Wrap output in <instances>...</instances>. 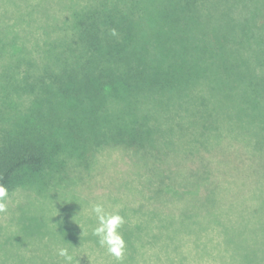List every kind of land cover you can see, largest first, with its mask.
<instances>
[{
	"label": "trees",
	"instance_id": "1",
	"mask_svg": "<svg viewBox=\"0 0 264 264\" xmlns=\"http://www.w3.org/2000/svg\"><path fill=\"white\" fill-rule=\"evenodd\" d=\"M54 1L43 17L38 0H0V184L42 190L70 161L86 168L116 150L130 153L145 181V193L124 194L127 214H207L222 202L220 189L200 193L196 171L171 187L159 167L193 156L166 150L164 138L205 116L192 113V83L213 66L225 70L228 53L204 55L186 22L199 1ZM177 43L196 49L198 60L177 53ZM78 168L66 171L88 173Z\"/></svg>",
	"mask_w": 264,
	"mask_h": 264
},
{
	"label": "rangeland",
	"instance_id": "2",
	"mask_svg": "<svg viewBox=\"0 0 264 264\" xmlns=\"http://www.w3.org/2000/svg\"><path fill=\"white\" fill-rule=\"evenodd\" d=\"M198 1L186 22L204 55L228 53L225 70L213 66L192 83V113L205 116L185 124L189 131L180 135L170 126L174 132L164 138L166 150L193 156L182 167L170 157L159 167L171 187L186 184L196 171L204 184L198 183L200 193L218 188L222 202L204 215L127 214L124 194L145 193L130 153L110 150L97 160L94 155L90 165L79 167L88 173L75 172L79 164L70 161L49 185H35L42 190L9 191L8 210L0 213V264H65L60 248L69 249L72 264H264V0ZM54 2L38 0L43 17ZM150 4L161 7L156 0ZM218 26L222 34L214 38ZM176 50L189 61L199 58L189 44L177 43ZM69 167L74 170L67 172ZM203 168L208 175L202 178ZM95 203L109 213L123 211L125 250L119 260L92 235Z\"/></svg>",
	"mask_w": 264,
	"mask_h": 264
},
{
	"label": "clouds",
	"instance_id": "3",
	"mask_svg": "<svg viewBox=\"0 0 264 264\" xmlns=\"http://www.w3.org/2000/svg\"><path fill=\"white\" fill-rule=\"evenodd\" d=\"M115 34L113 30V35ZM9 198V189L0 184V213L7 212ZM91 211L97 220V225L92 229V235L98 238L100 246L106 248L110 255L117 260L121 259L125 250V241L119 229L124 223V218L118 213L107 212L102 203L93 204ZM58 255L63 257L65 264H72L73 256L68 248H60Z\"/></svg>",
	"mask_w": 264,
	"mask_h": 264
}]
</instances>
